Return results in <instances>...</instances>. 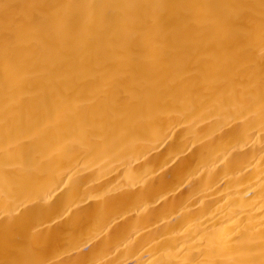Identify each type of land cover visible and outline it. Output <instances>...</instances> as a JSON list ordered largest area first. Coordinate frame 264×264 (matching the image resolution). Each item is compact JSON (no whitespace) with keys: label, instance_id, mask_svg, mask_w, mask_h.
I'll list each match as a JSON object with an SVG mask.
<instances>
[{"label":"bare ground","instance_id":"6f19581e","mask_svg":"<svg viewBox=\"0 0 264 264\" xmlns=\"http://www.w3.org/2000/svg\"><path fill=\"white\" fill-rule=\"evenodd\" d=\"M0 264H264V0H0Z\"/></svg>","mask_w":264,"mask_h":264}]
</instances>
